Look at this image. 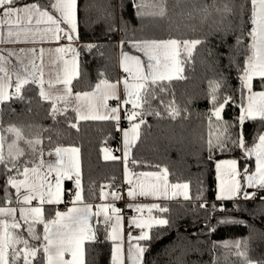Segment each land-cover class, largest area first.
I'll return each mask as SVG.
<instances>
[{"label":"snow or ice","instance_id":"6c2138e0","mask_svg":"<svg viewBox=\"0 0 264 264\" xmlns=\"http://www.w3.org/2000/svg\"><path fill=\"white\" fill-rule=\"evenodd\" d=\"M247 2L251 4V12L247 22L251 27L245 32L244 11ZM133 3L137 9L136 15L141 19L145 15L165 18L168 15V0H153L152 11L143 12V4ZM109 7L111 3L109 2ZM211 7L225 16L236 15V6L225 2L222 7L212 0ZM78 0H46L40 3L18 4V0H0V105L12 101L25 102L22 94L25 86L35 85L41 101L50 103L49 117L56 122L61 115L67 119V113L71 110L75 113L76 122L68 120L69 126L77 128L81 120H111L117 122V129L123 132L124 148V182L131 185L127 191L130 199L137 197H152L156 200L170 199L177 195L176 189H183L185 200L192 199L189 195V184H170L166 168L156 172L130 173L128 168L129 153L131 147L140 136L141 125L146 124L144 117L153 115L158 118L176 119L181 115V108L175 102V93L171 88L172 81L185 80L186 67L192 61L193 52L198 45L206 43V39H180L169 37L167 39H135L128 41V47L141 56L132 55L124 51L125 40L121 39L120 66L127 75L116 82L100 79L92 91L73 92V81L80 76V67L77 61L79 53L72 45L78 40L77 27ZM209 5H205L199 11L209 13ZM191 16L192 14L189 13ZM241 18L240 32L235 36V44L231 46L227 59L229 66L236 65L240 73V91L242 103L239 105L240 114L236 118L238 123L233 125L222 120L221 113L229 104H234V97L220 95L225 80L223 76L219 80L210 81L211 105L209 119V138L207 146L211 154L219 149L227 150L231 144L239 147L246 158L255 157V171L245 166L243 173L237 169V160L232 159L217 163V194L216 200L254 201L258 193L264 191V133L257 132L249 146L241 126L246 121L259 120L264 126V90L254 91V78H259L261 88H264V0H246L239 5ZM109 18L114 19L111 12ZM229 29H224L227 36ZM123 31L127 34L126 22L121 18V27L116 29L109 26V31ZM66 39L67 45H60V41ZM46 43H56L58 46L43 47ZM12 45V47H2ZM23 45V46H21ZM89 50L95 45H87ZM243 48L245 55L243 66L237 62V53ZM69 53L71 56L69 57ZM212 54L211 51L209 53ZM103 75V74H101ZM123 85V95L119 94V86ZM11 89V91H9ZM246 92V95H245ZM171 93V99L165 102L162 97ZM109 100H115L116 106L110 107ZM159 100V105L153 107V102ZM246 101V102H245ZM30 103V101H28ZM131 105V109L124 106ZM163 108V112L160 108ZM124 117L129 122V129H120L121 109ZM187 112V109H183ZM2 112V108H0ZM215 117V123L212 122ZM139 118V122H135ZM238 128L233 132L231 129ZM213 129L215 133L213 134ZM50 129H44L48 131ZM5 134H8L7 136ZM7 143V154L4 146ZM50 139V138H49ZM23 142L31 152L21 147ZM42 144L40 138H28L22 127L9 124L4 127L0 121V175L6 177L3 187V196L0 201H7L8 206H0V264H86L85 245L89 241H96L97 234L89 224L91 217H99L103 214L106 226L112 222L111 230L107 232V239L112 242L111 264H145V253L148 247L142 245V241H151L150 230L153 227L165 228L170 225V220L164 216L152 215L153 210L159 213H167L169 207L159 203L129 204V208L143 213L145 209L149 213L147 219L143 217L131 218L129 226L140 229L138 236L128 233L127 248L120 231L121 209L114 204L105 203L96 206L83 202L82 187L79 171V152L76 147L57 146L54 150L55 163L46 162L43 159L36 162L37 145ZM105 160H119L120 157L111 155L107 148ZM41 156L43 148L39 149ZM53 155L52 152L48 153ZM211 158V156H210ZM132 164H140V161L131 160ZM158 167V166H157ZM15 173V175H13ZM53 173L54 179H53ZM75 174V191L69 192L72 199L69 201L72 207L61 212L54 210V218H45L43 205H59L62 203L64 190L62 182L72 179ZM19 177H23L20 179ZM135 177V179H133ZM242 177V179H238ZM9 186L15 189L16 207L11 206L13 200L9 193ZM111 188V185L108 186ZM174 191L169 197L168 191ZM248 189H254L249 192ZM23 190V191H22ZM111 196L113 201L122 199L118 191L105 193L103 188L100 199L107 200ZM196 200L203 199V190H198ZM261 204H264V196H259ZM37 201V206H32ZM82 204V207L75 205ZM199 207L208 210L206 203H200ZM239 210V206H235ZM220 211H225L221 206ZM211 211H217V205H211ZM212 217H209L211 220ZM22 222V223H21ZM220 224L243 223L234 219H220ZM37 225H43V234L38 232ZM207 227L211 231L215 228L209 223ZM147 229V230H146ZM25 231L27 236H25ZM162 238V237H161ZM135 241V242H133ZM243 246V250H242ZM217 247L235 248V255L242 259L243 264H254L247 255V241L235 240L224 242L222 245L213 244V250ZM66 256H70L68 259ZM215 264V261H214ZM264 264V261L256 262Z\"/></svg>","mask_w":264,"mask_h":264},{"label":"trees","instance_id":"16d2710c","mask_svg":"<svg viewBox=\"0 0 264 264\" xmlns=\"http://www.w3.org/2000/svg\"><path fill=\"white\" fill-rule=\"evenodd\" d=\"M36 3L46 0H33ZM109 2L111 7H109ZM153 0H135L136 4H143L141 11H152ZM222 7L225 2L236 6V15L225 16L211 7L212 0H168V15L160 19L145 15L142 19L136 15L133 0H78L77 35L78 62L80 76L73 81V91H86L95 87L100 79L115 80L120 69L117 58V41L121 39H206V43L198 45L193 52L192 61L187 65L185 80L172 81L171 88L175 93V102L181 108V115L176 119L158 118L146 115V124L141 125L140 136L131 148L130 164L136 171L160 170L166 168L170 182H186L189 184L187 201H167L161 203L169 207L167 213L153 210L155 216H164L170 220L165 228L153 227L150 230L151 241L141 243L148 247L145 253V264H243L237 257L235 248L217 247L224 242L235 240L247 241L248 258L256 262L264 261V204L259 198L252 201L239 200L218 201L215 197L216 177L215 169L219 160L233 158L237 160L240 171L246 164L250 165L252 157L246 158L239 147L227 146V150L216 149L209 152L207 140L209 138V115L211 105L210 81L219 80L223 76L225 83L220 90L221 97L228 94L234 97L235 103L229 104L221 113L222 120L230 124H237L240 114L239 105L242 103L239 72L236 65L229 66L227 56L231 46L235 44V36L239 34L241 18L239 5L246 0H216ZM209 5V13L199 9ZM111 12L114 19L109 18ZM251 12V4L247 2L244 11L243 27L245 32L251 27L247 22ZM189 13L192 15L190 16ZM121 18L127 24V34L123 31H109V26L119 29ZM231 28L224 35V29ZM87 45H95L89 50ZM211 51V55L209 54ZM237 55V62L243 66L244 49ZM103 74V75H101ZM254 88L261 89L259 79H254ZM22 94L25 102L12 101L0 105V121L4 127L15 124L22 127L28 138H40L42 144L37 145L36 162L41 156L39 149L44 151L57 146H75L80 149V178L82 196L86 201L97 199L102 188H117L122 183L121 160H105L102 156L105 147L110 148L114 155L119 154L120 134L117 125L111 120H81L77 128L69 126L73 123L75 113H67V119L61 115L54 122L48 115L50 103L41 101L38 88L27 85ZM246 95V92H245ZM171 93L162 97L167 102ZM30 101V103L28 102ZM159 100L153 102V107L159 105ZM187 109V112L183 109ZM163 112V108H160ZM139 121V118L137 119ZM215 123V117H212ZM249 146L257 132H262L259 120L246 121L241 126ZM44 129H50L44 131ZM233 128L231 131H239ZM215 129H213V134ZM6 136L8 134H5ZM50 138V139H49ZM8 137L4 146L7 154ZM21 147L28 150V146L21 142ZM211 156V158H210ZM140 161L132 164L131 160ZM158 166V167H157ZM3 169L0 168V172ZM15 175V173H13ZM6 177L0 175V196ZM203 190V199H194L198 190ZM13 189L9 186V195L13 200ZM8 203L0 201L1 204ZM206 203L208 210L199 207ZM217 205V211H211V205ZM61 205H68L65 198ZM239 206V210L236 209ZM223 207L225 211H220ZM45 218L54 217L55 207L44 205ZM209 217H212L209 220ZM234 219L243 223H217L220 219ZM211 223L215 231L207 225ZM42 226L37 225L42 237ZM99 239L86 243V264H110V241L105 238L103 225L97 226ZM25 236L27 233L25 231ZM162 237V238H161ZM243 250V246H242ZM41 264L42 262V253ZM22 264V261L20 262Z\"/></svg>","mask_w":264,"mask_h":264},{"label":"crops","instance_id":"0c3cea01","mask_svg":"<svg viewBox=\"0 0 264 264\" xmlns=\"http://www.w3.org/2000/svg\"><path fill=\"white\" fill-rule=\"evenodd\" d=\"M25 3H36L35 1L33 0H25V1H21L19 4L20 5H23ZM77 35V33H76ZM132 39H129V40H125V46H124V51H128L130 54L132 55H138V56H141L142 59H145L143 57V54L142 53H139V52H136L134 49H131L130 47H128V44L127 42L130 41ZM139 40V39H137ZM69 43V41H67L66 39L64 40H61L60 41V45H67ZM78 45H79V41L77 40L76 43H74L72 46L74 48L77 49V52H78ZM23 46V45H21ZM43 47H52V48H55L57 47L58 45L56 43H46L44 45H42ZM117 58H118V67L120 69V72L118 74V77L115 79V80H109L110 82H116L120 79H122L123 77L126 76V73L123 72L121 66H120V59H121V48H120V40L117 41ZM2 47H12V45H3ZM71 56V53H69V57ZM77 61H78V57H77ZM79 64V62H78ZM254 79H259V78H254ZM94 89V88H93ZM93 89L91 90H86V91H92ZM254 91H261V90H264V88H261V89H253ZM11 91V89L9 90ZM74 92V91H73ZM76 92H84V91H76ZM119 94L122 96L123 95V85L121 84L119 86ZM246 102V101H245ZM116 101L115 100H109L108 101V105L110 107H115L116 106ZM128 109H131V105H126L124 106ZM120 115H121V119L119 121V128L120 129H129V122L127 121V119L124 117V112H123V108L121 109V112H120ZM117 125V122L114 121ZM135 122H139V121H135ZM261 133H264V129L262 130ZM119 134H120V143H119V154H118V157H120V160H121V166H122V185H121V188L118 187V188H114V189H103L105 193H109L110 191L114 190V191H118L120 192V194L122 195V199L124 200V204H125V216L122 214V212L120 213L121 215V223H120V231H121V235L123 237V240H124V246L125 248H127V238H128V231H126V226L129 225V220L131 218H140V217H143L144 219H147V217L149 216V213L147 212V210L145 209V211L143 212L145 215H141L142 213L139 212V214L137 216H132L130 215V212L131 211H135L133 208H129L128 205L129 204H132V205H135V204H152V203H163V202H167V201H187L184 199L183 197V189H176L175 191L177 192V195L174 197V198H170V199H159V200H156L152 197H137L135 199H130L128 196H127V191L129 189V187H131V185L129 184H126L124 182V169H125V162H124V148H123V132L122 131H119ZM63 147H75V146H63ZM77 148V147H76ZM109 150V153L111 155H114V152L108 148V147H105ZM104 148V149H105ZM132 148V147H131ZM54 150L55 148L53 149H50V150H46L44 151V154L43 156H40L39 157V160L37 161V163H39V161L41 159H43L44 161L46 162H52V163H55V160H56V157L54 155ZM49 152H52L53 155L49 156L48 153ZM104 153V156H105V152L103 151ZM130 154H131V150H130V153H129V163H128V168H129V171L130 173H140V171H136L132 168L131 164H130ZM116 156V155H115ZM233 158H224V159H221L219 160L217 163H220L222 161H228V160H232ZM217 165V164H216ZM80 155H79V171H80ZM252 171H255V157L253 156L252 157V162L251 164L248 166ZM237 169L238 171H240L239 167H238V164H237ZM161 170V169H160ZM160 170H148V171H142V172H156V171H160ZM244 171V169H243ZM243 171H240L241 173H243ZM54 173H53V179H54ZM81 177V176H80ZM215 177H216V191H215V197H216V194H217V184L219 183V181L217 180V170L215 169ZM20 179H22L23 177H19ZM133 179H135V177H133ZM238 179H242V177H238ZM73 181H75V174L73 173V177L72 179H66L62 182V189L64 190V193H66V190L68 189V187H70V185L73 184ZM80 181H81V178H80ZM169 181V180H168ZM170 184H183V183H186V182H170ZM13 203L11 204V206L13 207H16L17 205L14 203V200H15V189H13ZM23 191V190H22ZM173 189L172 188H169V191H168V195L169 197H172V193H173ZM249 192H252L254 191V189H248ZM64 198H65V194L63 195V201H64ZM121 200V199H120ZM62 201V203H63ZM116 201H119V200H115L113 201L111 199V196H108V199L107 200H102L100 199V192L98 194V197L97 199L95 200H92V201H86L83 199V202L85 204H91L93 205V208H92V211L95 212L97 210L96 206L98 205H101V204H105V203H111V204H114L115 205V202ZM38 205V202L37 201H33V204L32 206H37ZM47 205V204H45ZM61 204L59 205H53L55 207V210H59L61 212H64V211H67L68 207H72L73 205L69 204L68 206H65L63 208H58V206H60ZM0 206H8V203H5V204H1ZM44 206V205H43ZM76 207H82L83 205L82 204H78V205H75ZM152 215H154L152 213ZM54 218V217H53ZM103 214H101L99 217H91L90 220H89V224L93 227V229L96 231V234H97V240L99 239V234H98V231H97V226L98 225H103L104 228H105V238L107 237V232L111 230V227H112V224L115 223V219L113 218L112 222L109 223L107 226L104 224V223H97V221H103ZM22 223V222H21ZM137 229V228H136ZM138 230V233L140 234V229H137ZM147 230V229H146ZM42 234H43V226H42ZM138 234V235H139ZM137 235V236H138ZM107 239V238H106ZM110 241V240H109ZM135 242V241H133ZM141 243V242H140ZM142 244V243H141ZM143 245V244H142ZM145 246V245H144ZM111 247H112V242L110 241V264H111ZM66 258L70 259L71 257L70 256H66Z\"/></svg>","mask_w":264,"mask_h":264},{"label":"built area","instance_id":"2783aa9c","mask_svg":"<svg viewBox=\"0 0 264 264\" xmlns=\"http://www.w3.org/2000/svg\"><path fill=\"white\" fill-rule=\"evenodd\" d=\"M127 75V74H126ZM69 190H71V192H74L75 191V186L71 185L67 190H66V193H65V200L66 202L70 201L72 199V195L71 193L69 192ZM259 196H264V191H260L258 193V198ZM65 207V205H60L58 206V208H63ZM115 207L121 209V212L122 214L125 216V206H124V202L123 201H118V202H115ZM139 214V212L137 211H131L130 212V215L132 216H137ZM141 215H145L144 213H142ZM126 230L129 232L132 233L133 236H137L139 233H138V230L135 228V227H130L129 225L126 226Z\"/></svg>","mask_w":264,"mask_h":264},{"label":"rangeland","instance_id":"374dc122","mask_svg":"<svg viewBox=\"0 0 264 264\" xmlns=\"http://www.w3.org/2000/svg\"><path fill=\"white\" fill-rule=\"evenodd\" d=\"M22 0H18V4L21 2ZM23 1H25V0H23ZM20 5V4H19ZM102 156L104 157V153L102 154ZM246 166L248 167L249 165L248 164H246ZM244 168H245V166H244ZM73 186H75V181H73V184H72ZM122 185V184H121ZM121 185L120 186H118V187H120L121 188ZM71 186V185H70ZM117 187V188H118ZM69 188V187H68ZM103 189H110V188H103ZM112 191H114V190H112ZM100 192H101V190H100ZM63 201V200H62ZM119 201H123L124 202V200L123 199H121V200H119ZM116 202H118V201H116ZM60 204H62V203H60ZM70 203H69V201H68V205H69ZM68 205H66V206H68ZM124 206H125V204H124ZM126 214V213H125ZM127 215V214H126ZM127 231V230H126Z\"/></svg>","mask_w":264,"mask_h":264}]
</instances>
